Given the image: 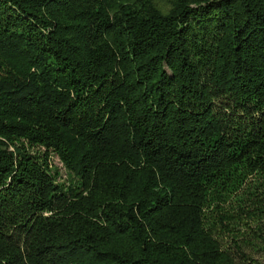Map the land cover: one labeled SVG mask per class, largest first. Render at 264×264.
<instances>
[{
	"label": "trees",
	"instance_id": "1",
	"mask_svg": "<svg viewBox=\"0 0 264 264\" xmlns=\"http://www.w3.org/2000/svg\"><path fill=\"white\" fill-rule=\"evenodd\" d=\"M255 256L264 0H0V264Z\"/></svg>",
	"mask_w": 264,
	"mask_h": 264
},
{
	"label": "rangeland",
	"instance_id": "2",
	"mask_svg": "<svg viewBox=\"0 0 264 264\" xmlns=\"http://www.w3.org/2000/svg\"><path fill=\"white\" fill-rule=\"evenodd\" d=\"M49 164L51 165L53 171L54 170L58 171L59 174L58 182H65L67 180V172L54 154H50ZM228 240L229 239H227L226 241ZM254 258L260 261L261 264H264V257L255 256Z\"/></svg>",
	"mask_w": 264,
	"mask_h": 264
}]
</instances>
